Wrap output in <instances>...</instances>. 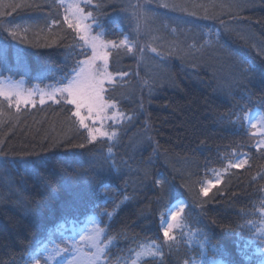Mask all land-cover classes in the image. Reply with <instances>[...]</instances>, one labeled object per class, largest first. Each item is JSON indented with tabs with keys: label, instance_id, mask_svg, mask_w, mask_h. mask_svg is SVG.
<instances>
[{
	"label": "trees",
	"instance_id": "16d2710c",
	"mask_svg": "<svg viewBox=\"0 0 264 264\" xmlns=\"http://www.w3.org/2000/svg\"><path fill=\"white\" fill-rule=\"evenodd\" d=\"M81 8L101 19L104 39L133 45L109 58L104 96L117 102V135L90 143L64 98L15 106L0 97V264H29L36 248L43 264L47 245H62L64 232L78 237L93 220L107 244L97 264H260L264 243L253 236L264 219V148L246 116L264 114V0H92ZM65 13L58 0H0L1 75L65 83L90 55L68 48L78 37ZM15 26L26 42L4 30ZM181 201L182 226L168 245L162 218ZM153 242L158 253L135 256Z\"/></svg>",
	"mask_w": 264,
	"mask_h": 264
},
{
	"label": "snow or ice",
	"instance_id": "6c2138e0",
	"mask_svg": "<svg viewBox=\"0 0 264 264\" xmlns=\"http://www.w3.org/2000/svg\"><path fill=\"white\" fill-rule=\"evenodd\" d=\"M86 5L92 4V0H82ZM30 5L17 4L13 8L18 9ZM100 5L97 4L98 8ZM167 7V5H165ZM233 6H239L238 3ZM70 9H75L76 18L74 20H69L68 16H65V22L68 24L69 28H72L76 32L78 41L73 45H69L68 48L74 50L75 47L79 46L83 49L82 52L75 53L76 55H85L87 50L91 49V55L87 56L85 60L76 61L74 66L64 74L62 79H66L68 83L64 87L60 88L59 91L61 95L67 93V103L75 106V111L72 113L78 121L81 128L87 129V139L91 142H96L98 137H105L108 139H113L116 137V133L113 132L109 135L107 132L102 131L101 128L90 127L86 120L92 119L93 121L100 120L104 121L106 119L105 111L106 109L116 108L117 102L115 100H106L104 96L105 88L104 83L108 81L109 83L113 82V74L108 71L109 58L115 53H119L121 49L126 48L128 52L133 51V45L128 42L127 37L123 40H120L119 44L115 41H106L103 37L106 33L102 30L101 19L92 12L85 13L78 3H73L68 6L66 12ZM4 15H7L5 13ZM85 21H90L86 23ZM53 23H57L53 21ZM19 26L9 27L4 30L8 31L9 36L14 41H19L24 43L27 40V36H18L17 29ZM99 29V30H98ZM29 29H25L27 32ZM95 32V34H93ZM82 41V43H79ZM155 51V49H153ZM71 54V53H69ZM3 54L0 53V62L3 61ZM9 70L10 69H5ZM121 77L126 76V73H120ZM41 104H44L45 101L43 96L40 100ZM87 109L88 116L82 115V109ZM246 119L251 120V115L246 116ZM252 127H256L255 124ZM264 143V142H262ZM259 146V145H258ZM79 147L83 148L84 145L81 144ZM109 154H111V148H109ZM232 167H243V163L233 164ZM102 183V182H101ZM165 181L157 180L156 184L160 187H163ZM220 180L217 179L215 182L208 181L209 187H202L201 193L204 196H207L210 190V187L219 184ZM182 211V209H181ZM261 217H264V205L260 209ZM110 215V214H109ZM180 211H171L170 216L162 218V225L167 224L166 227L162 226L163 236L165 238V244L171 245L175 240V237L170 235L174 227H181L178 218H180ZM175 222V223H174ZM262 226L258 228L253 236V239L260 238L261 243H264V219L261 221ZM105 233V230L99 227H96L91 230V234L88 236H81V241L88 240L92 243V246L95 248V253L89 258V264H97L100 261L101 257L105 255V249L107 244L100 239L101 235ZM112 238L110 237L108 243H111ZM238 243V242H237ZM246 247V246H245ZM153 249L155 251H153ZM40 249H30L28 256L29 264H41L40 262ZM47 255L44 257L43 264H50V262L55 261V257L60 255V252L63 251L68 253L71 258L66 261V264H79V244L78 242L73 241L71 246L60 249L57 245L53 249H46ZM132 250H130L131 252ZM207 239L201 244V256L207 254ZM213 253L216 252V248L213 246ZM159 252V247L153 242L147 246L141 245L140 250L135 252V256L139 258L141 255H155ZM212 264H224V261L216 260L215 257L211 258ZM57 264H64L63 259ZM107 264V262H103ZM133 264H136L135 260ZM188 264V262H186ZM191 264H200L193 260ZM260 264H264V259H261Z\"/></svg>",
	"mask_w": 264,
	"mask_h": 264
},
{
	"label": "rangeland",
	"instance_id": "374dc122",
	"mask_svg": "<svg viewBox=\"0 0 264 264\" xmlns=\"http://www.w3.org/2000/svg\"><path fill=\"white\" fill-rule=\"evenodd\" d=\"M58 2L64 6L65 12L70 4L78 3L80 5V8H81V4H83L82 0H58ZM66 15L68 16V19L71 21L76 18V15H78V13H75V9H70L65 13V16ZM85 22L90 23V21H85ZM88 50L90 51V55H91V49L89 48ZM85 59L86 58H84L83 60ZM67 83L68 81H66L65 83H56V84L54 83H29L26 81V79H23V78L12 79L9 77H3L0 72V97L10 100L11 102L14 103L15 106H25V105L34 106L36 104H41L40 100L42 96H43L45 103L53 102L57 98L58 99L64 98L67 101V93H64L63 95H61L59 91V89L64 87V85H66ZM107 84H110V83L108 81H105L104 87ZM72 106L75 111V106L74 105ZM82 115L86 117L88 116V112L86 108L82 109ZM105 115H106V119L104 121H100V120L93 121L92 119H88L86 120V123L90 127L101 128L102 131H105L107 133L109 131L108 134L111 135L113 131L110 128H112L111 126L117 120V118L119 117L118 116L119 114L117 113L115 108H110V109H106ZM248 115H251L252 117L251 120L246 119L248 124L251 127L253 124H255L256 127H253L254 131L256 134L261 136L258 145L264 148V143H262L264 142V114H262L260 111H256V112H251ZM183 205H184V202L182 201L179 202L174 207V211L181 212V209H183ZM166 226L167 224L165 223L163 227H166ZM96 227H97L96 220L89 221L86 227L83 228V230L81 231V235H79L78 237L67 236L65 234L67 232H64L62 238H60L61 240L60 243L63 246L60 244L51 243L47 245L46 249L48 250L53 249L57 245L59 246L60 249H64L65 247L71 246L73 241L78 242L79 249H80L79 264H89V258L95 253V248L92 246V243L88 241L87 239L84 241H81V236L90 235L91 230ZM45 250H44L43 258L47 255V252ZM70 258L71 256L68 253L61 251L60 255L55 257V261L50 262V264H57V262L61 261L62 259L64 261V264H66V261ZM100 261H102V257ZM200 264L202 263L200 262Z\"/></svg>",
	"mask_w": 264,
	"mask_h": 264
},
{
	"label": "bare ground",
	"instance_id": "6f19581e",
	"mask_svg": "<svg viewBox=\"0 0 264 264\" xmlns=\"http://www.w3.org/2000/svg\"><path fill=\"white\" fill-rule=\"evenodd\" d=\"M238 163H242L241 161H239Z\"/></svg>",
	"mask_w": 264,
	"mask_h": 264
}]
</instances>
